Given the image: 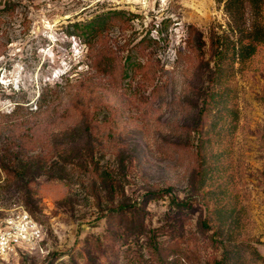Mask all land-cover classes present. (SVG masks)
Returning <instances> with one entry per match:
<instances>
[{
  "label": "rangeland",
  "instance_id": "obj_1",
  "mask_svg": "<svg viewBox=\"0 0 264 264\" xmlns=\"http://www.w3.org/2000/svg\"><path fill=\"white\" fill-rule=\"evenodd\" d=\"M9 4L13 9H5ZM114 12L124 16L112 20L107 38L111 78L90 70L80 32L96 15ZM0 16V114L16 103L29 114L45 90L59 111L72 110L81 80L91 82L93 92L73 117L53 118L57 123L35 139L24 130L0 136V145L11 142L14 149L0 150V156L43 168L28 189L0 169V227L24 209L43 230L40 250L0 257V264H159L160 257L163 264H211L234 242L240 249L233 253L240 251L244 264H264V45L241 70L236 64L228 82L238 117L213 130L214 111L201 112L199 97L205 69L199 70L188 43L195 38L190 26L208 46L219 36L236 38L224 3L0 0ZM246 17L250 22L248 10ZM141 40L148 49L135 51ZM135 53L157 72V90H142L123 74ZM88 108L107 122L96 133L102 147L74 118ZM110 134L117 137L114 146ZM94 162L115 177L109 184L116 189L102 183ZM173 200L186 208L178 212ZM220 207L233 209L238 221L217 231L213 211Z\"/></svg>",
  "mask_w": 264,
  "mask_h": 264
},
{
  "label": "trees",
  "instance_id": "obj_2",
  "mask_svg": "<svg viewBox=\"0 0 264 264\" xmlns=\"http://www.w3.org/2000/svg\"><path fill=\"white\" fill-rule=\"evenodd\" d=\"M218 2L224 3L225 11L232 22V30L234 33H237L236 38L232 39L229 35L224 37L219 36L208 46L206 41L202 38L201 33L193 26H190L189 36L195 35V38H189L188 42L192 44L196 58L201 63L199 70L205 69L204 74L206 75V80L200 83L199 97L202 99L201 112L214 111V122L211 125L213 130L219 127L220 122H227L228 119H231L232 122L238 117V110L232 105L234 96L232 95V89L228 85V82L234 76L235 72L238 71L235 68L236 64L241 66L239 68L241 70V68L249 63L256 55L258 48L264 45V0H218ZM10 8L13 9L12 4L7 5L5 9L9 10ZM247 10L251 14L250 22H248L246 17ZM122 16H124L123 12H114L113 14L103 13L96 15L85 24H81L83 29L80 33L83 37V43L87 48V58L90 60L88 66L96 75L111 78L112 75H114V59L110 56L107 38L112 27V20L115 18L121 19L123 18ZM2 23L3 19L0 16V38ZM146 41L147 40H141L135 45V51L139 52L148 49L150 44ZM208 54L210 55V59L206 60L205 57ZM141 57L144 56L138 53L127 57L126 63L123 65L125 69L123 74L128 76L130 82L133 83L137 81L139 88L142 90L151 85L153 91L157 90L159 87L157 72L151 71L149 60H144ZM76 86V92L73 94L69 103L72 110H70V108H65L63 111H59L60 108L58 106L50 104L49 93L46 90L39 95L36 109L27 115H23L22 113L24 106L20 103H16L15 108L9 113L0 114L2 118L0 120V136L5 133L11 135L16 133V131L24 130L27 136H31L32 139H35L34 137L38 136L40 132L48 131L49 128L53 127V124H56L62 117L66 118L65 115L71 114L73 117L74 109L80 107L85 98L84 95L88 94V97H90L93 93L91 90L92 84L89 81H77ZM79 116L78 118L76 114L74 118L79 119L78 123L85 127L95 144L102 147L103 139L96 135V133L102 126H105L107 122L98 121L95 114L89 108L86 110L82 109ZM56 117L57 122L55 121L53 123ZM107 139V141L113 142V146L117 141L115 134L108 135ZM210 141L211 140H207V142ZM204 142V140H199L198 144L203 146ZM25 148L26 146L23 148L20 147L21 150ZM0 150L14 149H12L11 142H7L6 144L0 145ZM26 167L31 169L30 174L25 171ZM0 169L7 174L12 183L18 187L28 189L30 183L37 177V174L41 173L43 168L41 166L32 167L28 162L23 163V160L19 157L7 159V156H0ZM204 172V177L207 178L208 173H206V168H204ZM94 173L98 175L104 185H108L110 181L114 182L115 180V177L110 174V172L101 171L95 162ZM109 185L116 189L115 184L111 183ZM171 191V188L168 189L166 195H169ZM214 193L215 192H213V194ZM172 205L176 207L178 212L186 208L184 202H177L176 200H173ZM125 211L126 210H123V213ZM213 214L215 215V221L219 224L217 231L223 230L226 227H233L236 225L235 222L238 221L237 218L234 217L233 209L220 207L216 208ZM204 227L207 228L208 225L204 224ZM177 230L178 226H174L173 232H177ZM180 237L181 236H173L172 240H177ZM233 242V240L229 239V247ZM158 245L159 243L155 245V249L161 252ZM233 246L232 250H227L225 252L221 260L211 264H244V259L240 251L233 253L234 249H240V247L236 242H234ZM254 255L259 257L256 251H254ZM159 261V264H163V258L160 257Z\"/></svg>",
  "mask_w": 264,
  "mask_h": 264
},
{
  "label": "built area",
  "instance_id": "obj_3",
  "mask_svg": "<svg viewBox=\"0 0 264 264\" xmlns=\"http://www.w3.org/2000/svg\"><path fill=\"white\" fill-rule=\"evenodd\" d=\"M42 240L40 224L26 210H16L0 227V257L37 252Z\"/></svg>",
  "mask_w": 264,
  "mask_h": 264
}]
</instances>
